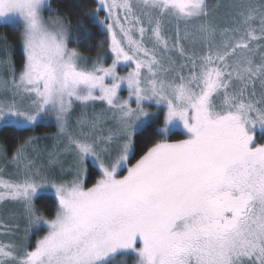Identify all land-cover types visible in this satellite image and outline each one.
Instances as JSON below:
<instances>
[{
    "label": "snow or ice",
    "instance_id": "6c2138e0",
    "mask_svg": "<svg viewBox=\"0 0 264 264\" xmlns=\"http://www.w3.org/2000/svg\"><path fill=\"white\" fill-rule=\"evenodd\" d=\"M0 27V264H264V0H0Z\"/></svg>",
    "mask_w": 264,
    "mask_h": 264
},
{
    "label": "trees",
    "instance_id": "16d2710c",
    "mask_svg": "<svg viewBox=\"0 0 264 264\" xmlns=\"http://www.w3.org/2000/svg\"><path fill=\"white\" fill-rule=\"evenodd\" d=\"M53 2V6L54 7H59L60 6V0H52ZM86 2H91V0H86ZM65 9H63L61 7V11H64ZM103 15V14H101ZM2 34H7L8 35V39L9 42L13 45H16L17 47L14 49L17 52V55L14 57V59H16L17 61V65H19V61H20V56H19V47H18V38L15 36V34L8 28L5 27H0V35ZM104 39L103 35H97L95 37V41L98 42L99 40ZM76 47H80L81 51L84 52V54L86 55H90V56H95L97 51H101V49L99 48L98 43H92L90 45H74ZM42 129H44V127H41ZM47 128V127H46ZM49 128V127H48ZM24 135H29V133H25ZM4 137L2 135H0V139H3ZM174 138H179V137H174ZM9 147H12V144H9ZM91 179H94V176L92 178H90V183H91ZM37 204L44 207L45 208V214L46 215H51L52 211L54 209V202L49 200L47 203L41 200L37 201Z\"/></svg>",
    "mask_w": 264,
    "mask_h": 264
},
{
    "label": "rangeland",
    "instance_id": "374dc122",
    "mask_svg": "<svg viewBox=\"0 0 264 264\" xmlns=\"http://www.w3.org/2000/svg\"><path fill=\"white\" fill-rule=\"evenodd\" d=\"M47 15V14H46ZM71 47H76L74 45H70ZM86 55V54H85ZM90 56V55H89ZM94 57V56H92ZM110 63V60L108 61ZM127 69H120L121 71V74H123ZM0 76H3V77H6L7 76V73H5L2 69H0ZM124 95H126V93H123ZM99 107V106H98ZM78 114V113H77ZM49 127V128H48ZM47 128L44 127V129H42L41 127L40 128H37L35 130V133H29V135L31 134H37V135H42L44 133H54L56 132V128L55 126H48ZM257 135H259V133H257ZM42 145H48L49 147H51V144H52V141L51 140H45V141H42L41 142Z\"/></svg>",
    "mask_w": 264,
    "mask_h": 264
}]
</instances>
